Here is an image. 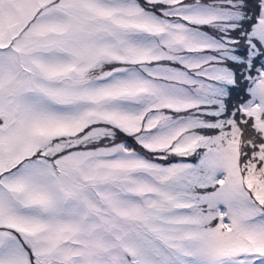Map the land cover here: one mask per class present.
Listing matches in <instances>:
<instances>
[{
	"label": "snow or ice",
	"instance_id": "snow-or-ice-1",
	"mask_svg": "<svg viewBox=\"0 0 264 264\" xmlns=\"http://www.w3.org/2000/svg\"><path fill=\"white\" fill-rule=\"evenodd\" d=\"M0 264H264V0H0Z\"/></svg>",
	"mask_w": 264,
	"mask_h": 264
}]
</instances>
